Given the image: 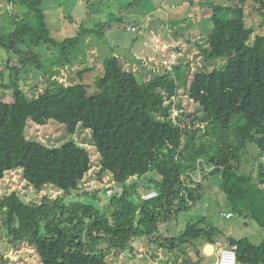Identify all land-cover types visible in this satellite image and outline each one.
<instances>
[{"label":"trees","instance_id":"trees-1","mask_svg":"<svg viewBox=\"0 0 264 264\" xmlns=\"http://www.w3.org/2000/svg\"><path fill=\"white\" fill-rule=\"evenodd\" d=\"M44 1L15 0L24 19L12 32L0 33L10 72L9 82L0 84L5 93L0 98V181L19 171L34 190L60 193L53 198L48 192L40 201H27L17 190L0 195V264H10L6 240L16 251L30 247L41 264H109L121 256L130 262L140 244L170 252L162 264H178L177 251L187 254L186 245L201 255L198 241L237 245L239 264H264V240L255 245L229 236L206 218L188 224L180 235L166 228L203 200L206 182L219 178L233 214L222 217L239 214L264 231V173L257 178L241 173L248 144L264 156V35L248 25L244 8L202 3L210 9V29L204 43L192 40L194 34L189 40L198 50L195 70V58L183 46L171 68L162 62L157 70L142 65L147 75L127 70L141 66L130 47L116 54L106 43L102 75L90 92L84 84L57 81L60 70L78 62L86 34H95L101 44L108 32L141 20L131 15L152 13L166 0H123L121 10L128 17L111 14L99 30L88 28L85 20L63 40L52 35ZM255 1L264 15V0ZM29 72L47 76L45 91L31 98L22 87ZM4 74L0 71V78ZM183 89L202 113L199 124L173 117L172 100ZM51 120L69 135L79 128L92 132L100 179L113 175L116 184L107 188L112 191L108 200L100 195L104 188H81L93 166L85 147L71 139L52 148L28 137L31 123L45 126ZM152 192L158 196L143 199Z\"/></svg>","mask_w":264,"mask_h":264},{"label":"rangeland","instance_id":"rangeland-1","mask_svg":"<svg viewBox=\"0 0 264 264\" xmlns=\"http://www.w3.org/2000/svg\"><path fill=\"white\" fill-rule=\"evenodd\" d=\"M124 1L45 0L43 9L48 16L52 35L63 40L75 35L77 28L85 20L87 21L88 28L99 30L97 25L106 23L111 14L120 16ZM206 2L244 8L248 25L254 29L256 34L264 35V15L261 12L260 4L255 0H166L163 2L161 8L152 13H147L144 16L141 14L131 15V18L141 20H137L134 24H129L123 31L108 32L106 41L102 37L100 38L101 44L100 42H95V34H86L85 42L81 45L80 50H78V62L74 64L73 68L60 70L57 81L66 86L84 84L89 87L90 92H95L97 89L94 87V82L102 75V49L106 43H108L107 47L116 49V54L127 52L128 47H130V52L135 55L136 59H138L137 62H140L141 66L136 65L132 68L126 67V69L135 70L138 73L143 72L145 75L147 73L143 70L142 65L149 69L154 68L157 70L162 62L171 64L175 58V51L182 46L186 47L189 57L195 58V62L198 50L195 46L189 45V40H191L193 34L195 37H192V40L196 39L202 43L206 40L207 33L210 29L209 18L211 17L210 9L206 6L202 7V3ZM193 4L195 6H192ZM21 13L20 5L15 0H0V33L6 34L12 32L17 20L23 21L24 19L25 15ZM122 14L123 17H128L126 12ZM177 22L179 23L177 24L178 26L174 25ZM123 28H125L124 25ZM168 34L170 36L172 35L173 38L170 39ZM43 48L39 51L41 52ZM105 51V55H108ZM108 53L110 54V50H108ZM49 58L51 60L54 59L53 56ZM8 59L9 56L0 49V71L5 73L4 78H0V84H7L9 82L8 74L10 72L6 65ZM194 62L192 63L193 70L200 65L199 61ZM215 66H217V63ZM46 78L42 74L35 72L24 73L22 87L30 98L35 97L45 91V85H47ZM187 93V89H183L173 98V117L175 119L185 120L186 122L191 119L192 123L199 124L202 113L196 109L195 104ZM4 94L3 89L0 87V98ZM28 137L31 140L39 141L52 148H59L71 139L76 140L80 145L90 151L93 159L92 170L81 182V188L88 191L104 188L105 191L100 192V195L103 196L105 201L112 195L108 194L107 188L113 189L116 185L115 180L113 175L109 174L102 180L100 179V160L91 131L79 128L75 135H69L63 125L51 120L45 126L31 123ZM242 160L241 173L251 174L256 178L260 176V172L264 173V156H260L255 144H248L247 150L242 153ZM15 190L20 192L27 201H40L43 195L48 192L52 193L51 197L53 198L57 197L60 193L54 189L43 192L34 190L33 187L29 186L23 180L22 174L19 171L8 173L0 181V195L11 193ZM202 196L203 200L193 210L179 214L166 227L171 230L170 232L173 235H180L185 231L188 224L206 218L227 235L232 232L233 236L235 235L237 238L246 237L255 245L262 244L264 231L256 223L250 221V219L246 220L244 216H240L239 214L234 215L233 219L222 217V214H227L232 209L227 196L222 191L221 180L219 178H213L206 182L203 187ZM200 242H197L198 247L199 244H203V242ZM136 247L139 256L133 261L127 262L125 256L119 258L112 257L109 259V264H145L148 261L147 258H151L149 259V264H155V262H152L153 259H156L154 256L163 258L170 253L157 246L150 247L145 244H140ZM146 251L148 254L152 253V255L148 257L149 255L146 254ZM185 251L187 254H182V251L178 252L181 253L183 259L182 264H191L197 259L195 248L192 245H186ZM5 253L10 256V264H41L34 250L28 246H22L19 251H16L9 244L8 240H6ZM215 257L207 258L205 264H213ZM157 263L161 262L159 261Z\"/></svg>","mask_w":264,"mask_h":264},{"label":"built area","instance_id":"built-area-1","mask_svg":"<svg viewBox=\"0 0 264 264\" xmlns=\"http://www.w3.org/2000/svg\"><path fill=\"white\" fill-rule=\"evenodd\" d=\"M177 55H178V52L175 51V58H174L173 63H175V59L177 58ZM173 63H171V64L166 63V64H168L169 67L171 68V65ZM108 194L111 195L112 191L108 190ZM156 196H158V193L152 192V193H149L147 195H144L143 199L144 200H150ZM223 216H225L227 218H232L233 214L228 213V214H223ZM215 246H218L217 252H216L217 253V261L215 264H239L238 255H237V253H238V246L237 245H234L232 247H226V246H223L222 244H217ZM162 259H164V257L158 258V260L155 262V264H162V263H157V262L161 261Z\"/></svg>","mask_w":264,"mask_h":264},{"label":"crops","instance_id":"crops-1","mask_svg":"<svg viewBox=\"0 0 264 264\" xmlns=\"http://www.w3.org/2000/svg\"><path fill=\"white\" fill-rule=\"evenodd\" d=\"M229 236H233V234H232V232H230L229 234H228ZM235 236V235H234ZM236 237V236H235ZM208 245H210V244H208V243H205V242H203V244H199V250L201 251V255L200 256H196V260H194L195 262H197V261H201V264H205V260L207 259V258H213V257H217V246H214V253L212 254V255H207V253L205 252V250H206V248H207V246ZM179 251H177V253H178ZM179 255H180V258L178 259V262H180V264H182V262H183V259H182V257H181V253H178ZM150 255H152V253H150ZM168 255H171V253H169ZM139 256V255H138ZM173 256V255H172ZM203 256H205V257H203ZM215 257V262L213 263V264H215L216 263V261H217V258ZM154 258H156V259H153L152 260V262H156L157 260H158V258L156 257V256H154ZM167 257H164V259H166ZM193 261V262H194ZM161 263H163L162 262V260L160 261ZM151 263V262H150Z\"/></svg>","mask_w":264,"mask_h":264},{"label":"water","instance_id":"water-1","mask_svg":"<svg viewBox=\"0 0 264 264\" xmlns=\"http://www.w3.org/2000/svg\"><path fill=\"white\" fill-rule=\"evenodd\" d=\"M208 248H214V245H211V244L208 245L207 248H206V250H205V252L207 253V255H212V254H209V253L207 252V249H208Z\"/></svg>","mask_w":264,"mask_h":264},{"label":"bare ground","instance_id":"bare-ground-1","mask_svg":"<svg viewBox=\"0 0 264 264\" xmlns=\"http://www.w3.org/2000/svg\"><path fill=\"white\" fill-rule=\"evenodd\" d=\"M207 252H208L209 254L214 253V248H208V249H207Z\"/></svg>","mask_w":264,"mask_h":264}]
</instances>
